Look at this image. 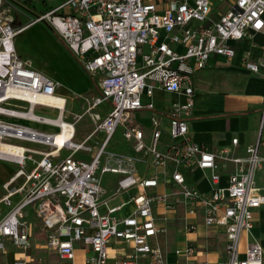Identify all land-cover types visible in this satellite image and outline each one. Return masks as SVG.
<instances>
[{
    "label": "built area",
    "instance_id": "obj_1",
    "mask_svg": "<svg viewBox=\"0 0 264 264\" xmlns=\"http://www.w3.org/2000/svg\"><path fill=\"white\" fill-rule=\"evenodd\" d=\"M217 1L222 0H184L159 11L147 0H67L38 17L60 37L84 72L98 81V94L85 98L82 115L69 122L64 118L65 99L55 95L57 83L17 55L14 38L23 28L13 27L0 0V162L14 167L1 185L0 203L7 213L0 214V252L7 242L23 252L32 250L27 219L31 213L45 236L42 249L58 264H76L77 245L89 252L83 264H109L112 243L123 245L121 251L124 246L129 249L114 264H166L156 242L166 230L153 214L160 206L163 212L182 207L190 215L201 213L205 227L222 229L226 260L218 264H264L256 240L248 238L241 245L253 229L254 211L264 205L254 179L264 166V117L256 142L243 156L236 153L237 138L211 151L190 136L195 75L215 58L231 61L233 43L264 34V0H237L212 19L211 6ZM242 65L258 74L264 70V59ZM156 91L185 101L159 114L152 100ZM102 106L107 107L103 118L96 113ZM36 107L56 115H37ZM138 112L150 113L149 139L133 121ZM84 115L98 122L93 135L103 134L89 162L73 157L77 151H89L84 143L73 142L74 125ZM22 122L57 132H40ZM118 130L133 154L106 152ZM162 133L171 140L164 149L159 142ZM227 164L234 168L222 187L220 173ZM141 165L149 166L151 174H141ZM196 170L205 175L208 194L189 185L182 173ZM108 175L119 178L112 192L102 186ZM160 184L170 191L148 193ZM118 196H125L124 203L110 206ZM128 204L132 214L117 217ZM186 228L194 230L192 225ZM193 253L190 247L175 251L186 259ZM14 264L28 260L16 258Z\"/></svg>",
    "mask_w": 264,
    "mask_h": 264
},
{
    "label": "crops",
    "instance_id": "obj_2",
    "mask_svg": "<svg viewBox=\"0 0 264 264\" xmlns=\"http://www.w3.org/2000/svg\"><path fill=\"white\" fill-rule=\"evenodd\" d=\"M14 1L25 8V10L17 8L6 1L16 13L12 20L13 27L15 29L23 28V31L14 38L16 53L21 59L29 61L33 69L57 83L55 95L65 99L64 118L72 122L74 116L82 115L85 110L84 99L98 94L97 78L91 77L84 72L80 63L69 53L60 37L45 22L38 21L36 18L61 6L67 0ZM147 1L155 4L159 11H163L170 4L181 3L184 0ZM236 1L222 0L213 2L210 17L217 19L220 15L230 10ZM233 47L235 57L231 61L228 62L224 58H215L205 68L206 70L199 71L200 73L198 72L195 75L194 88L198 94L194 116L198 120L195 119L191 124L189 123V128L192 141L206 146L211 151H218L227 147L232 139L237 138L238 147L236 153L239 156H243L245 148L256 142L259 123L261 118L264 117V70H260L258 74H253L244 69L242 64L264 59V34L255 33L250 38L233 43ZM156 92L174 95L160 91ZM153 103L156 112L161 114L162 110L158 108L157 103L154 100ZM166 106L170 108L172 105L166 103ZM209 106H213L211 109L213 113L210 112ZM40 108H44L50 113V115L41 116L55 117V111L45 107ZM106 110L107 107L102 106L96 110V113L103 118L106 115ZM132 117L134 123L140 125L143 129L146 139H149L151 132L150 113L138 112ZM80 123V129H77ZM97 124L98 122L92 120L89 115H84L81 120L75 123L73 142L76 144L84 143L85 146L89 143L93 145V147L86 146L90 148L89 151L80 150L75 152L73 154L75 159L89 162L95 156L103 140L102 133L93 135ZM38 126L47 127L48 130H40ZM30 127L44 133L57 132L56 129L48 126L32 124ZM162 128L166 130V123L163 124ZM97 135L99 140L93 141V137ZM91 148L94 153H91ZM161 149H164L163 145H161ZM120 153L133 154L128 144L125 145V150ZM68 154L69 152H65V155ZM0 164L8 172L6 178L0 181L1 187L13 174L14 167L2 162ZM233 168L232 164L226 165L225 170L220 173L219 186H226L228 176ZM139 169L141 174L145 176L151 174L149 166L141 165ZM182 173L189 185L194 186L203 194L209 193V184L203 172L196 170L193 174L185 171H182ZM118 179L117 176H105L102 179V186L107 192H112ZM254 179L259 193L264 195V166L256 172ZM169 191V187L160 184L155 190H148V193H166ZM3 195L4 193L0 188V200ZM118 198L122 202L120 204L124 203L125 196H118L110 202V206L118 201ZM14 201L16 202L17 198H14ZM132 210L133 206L128 204L116 215L119 218H125L132 214ZM5 213H7V209L0 203V214L4 215ZM153 214L157 219V224L166 230L156 240L165 254L166 264H196L197 262L218 264L226 260L224 231L217 227H205L201 213L195 216L190 215L182 207H177L174 211L163 212L159 206ZM27 219L30 224L32 250L23 252L10 242H7L5 250L0 252V264H14L16 258L23 257H26L28 264H37L39 260H42L43 264H58L59 261L57 259L47 255L42 249L45 236L39 228L37 219L31 213L28 214ZM190 225L194 227V230H187L186 226ZM248 238L256 240L261 245L264 262V205L254 211L253 229L249 237L244 236L242 238V247L245 246ZM187 247L194 250L190 258L186 259L184 255L175 254V251H184ZM121 248H123L121 244L112 243L110 245L109 264H114L125 255V251H129L127 246H124L125 251H121ZM88 254L87 250L77 245L75 263L83 264V258Z\"/></svg>",
    "mask_w": 264,
    "mask_h": 264
},
{
    "label": "rangeland",
    "instance_id": "obj_3",
    "mask_svg": "<svg viewBox=\"0 0 264 264\" xmlns=\"http://www.w3.org/2000/svg\"><path fill=\"white\" fill-rule=\"evenodd\" d=\"M3 8L5 10V15L9 16L13 20L14 17L16 16V13H15L14 9L11 8L10 5L5 0H4V7ZM204 70H206V69H204ZM197 94L198 93H197L196 89L194 88L192 117L189 120L190 124H191V122L193 120H195V119L198 120V118H196L194 116V113L196 111L195 105H196V102H197ZM153 100L157 103L158 108H160L162 110V113H161L162 115H165L166 112L169 110V107L166 106V103H168L170 105H173V104H182V102L184 103V101H185L184 98H182V97H180L178 95H166V94H161L159 92H156L154 94ZM209 108H210V112H211V109L213 108V106H209ZM206 111L208 112L207 107H206ZM34 112L37 115L38 114L39 115H50L48 110H46L44 108H40V107H37ZM211 113H213V112H211ZM22 124L28 125V126H32V124H30V123L22 122ZM80 126H81V123L77 126V129H80ZM38 128L40 130H48L47 127H39L38 126ZM98 140H99V136L98 135L93 137V141H98ZM159 142L161 143V145L166 146V145H169L171 143V140H170L169 136H167L166 134L163 133L161 139L159 140ZM125 145H126L125 142L121 138V132L118 130L116 132V134L114 135V137L112 138V140L109 142L108 146L106 147V152H115V153L123 152L125 150ZM86 146L87 147H93V145L91 143L86 144ZM33 147H36V146H32V148ZM91 153H94L93 149L91 150ZM7 174H8V172L5 169V167L0 164V181L2 179L6 178ZM118 199L119 200L114 202L113 204H111V206L112 205L114 206V205L122 203L120 198H118Z\"/></svg>",
    "mask_w": 264,
    "mask_h": 264
},
{
    "label": "water",
    "instance_id": "obj_4",
    "mask_svg": "<svg viewBox=\"0 0 264 264\" xmlns=\"http://www.w3.org/2000/svg\"><path fill=\"white\" fill-rule=\"evenodd\" d=\"M6 1L9 2L10 4H12L13 6L17 7V8L25 10V8L21 4L15 2L14 0H6ZM36 18H38V17H36Z\"/></svg>",
    "mask_w": 264,
    "mask_h": 264
},
{
    "label": "bare ground",
    "instance_id": "obj_5",
    "mask_svg": "<svg viewBox=\"0 0 264 264\" xmlns=\"http://www.w3.org/2000/svg\"><path fill=\"white\" fill-rule=\"evenodd\" d=\"M68 136H69V133H68ZM57 140H60V138H58Z\"/></svg>",
    "mask_w": 264,
    "mask_h": 264
}]
</instances>
